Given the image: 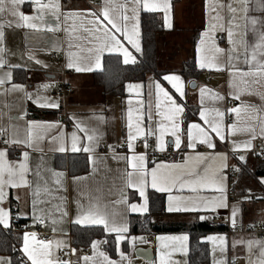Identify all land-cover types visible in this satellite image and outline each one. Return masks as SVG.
I'll use <instances>...</instances> for the list:
<instances>
[{
	"label": "crops",
	"instance_id": "crops-1",
	"mask_svg": "<svg viewBox=\"0 0 264 264\" xmlns=\"http://www.w3.org/2000/svg\"><path fill=\"white\" fill-rule=\"evenodd\" d=\"M42 3H59V21L52 14L51 10L44 11V18L39 23L38 29L27 27H17L20 23L18 17L11 15V9L6 4V10L0 13V24L3 25L4 39L2 45L4 52L0 53L9 65H18V67L9 69L7 65L0 70V75L4 71L12 72V80L3 86H0V128H7V138H16L27 141L31 139V147L26 144H5L0 149H8L6 157L7 162L15 164L17 167L24 161L23 152H28V171L25 173L27 185L12 187L5 184L3 188L4 200L2 207L10 211V226L5 230H12L13 227V208L15 207L16 216L32 224V230L22 232L13 231L22 235L18 252H22L24 232L36 233L35 238L29 237L31 246L39 247L41 241H51V259L57 264L60 259V252L73 246L71 228L77 216V202L87 205L90 200L99 201L107 204L111 211L118 214V223L126 225L128 231L124 235L126 239L117 243L116 233L107 232L105 237H98L95 240L106 241L94 250L90 244L87 247L90 259L85 261L82 256V264H107V260L117 262V264H129V259L136 256V250L140 247H149L147 240L152 238L155 241L154 259L150 264H189L190 239L185 233L151 234L141 232L131 233L130 217L133 214H147L150 212V191H156L165 195V213L154 216L159 222H195L201 220L203 215L206 220L212 217L219 218L222 223L232 222L231 210L236 206L239 211L236 217L235 225L245 227L252 222L255 209L252 204L257 201H242L236 204L229 203V192L237 188H250L257 194L261 192L264 196V183H261L260 176L254 177V172L259 157L255 154V148L264 144V135L260 134L261 125L264 124V78L253 76H242L240 72H248L250 65L243 59V48L238 50V54L232 53L231 45L227 38V32L224 30H213L211 25L218 23L213 19L216 12H212L213 6L225 5L223 8L217 7L223 23L227 27L229 17V3L239 7L236 0H171L172 27L165 25L164 13L162 11L154 12L159 15L163 23V31L156 38V56L157 68L160 73H150L145 80L129 81L125 84L123 95H106L104 91L92 83L93 71H76V68H69L67 65L71 61L79 67H94L91 59L92 53L89 49H96L102 43H105V37L102 32L96 30L93 23L94 17L90 12L99 13L105 0H41ZM114 5L123 4V0H112ZM260 0H249V16L264 20V11L258 5ZM20 11L26 15L36 14L35 6L26 0L20 6ZM140 13V37L142 51L136 52L127 39L117 34L121 39L123 46L132 53L138 62L143 54V35H142V13ZM69 13L79 15L69 16ZM131 13L129 12V15ZM238 16L241 14L238 13ZM241 25L243 20H239ZM49 27L55 28V31H49ZM260 28V25H257ZM243 32V27L239 30ZM135 38V37H134ZM248 44L255 42L251 31L247 33ZM222 49V52H216V48ZM199 49V51H198ZM107 54H118L122 61L123 56L120 52L105 51L102 57L104 65V56ZM61 58L58 59L56 56ZM31 57V59L29 58ZM39 60L42 63L38 64ZM190 60L195 62L196 68L200 71L195 77L187 78L182 69L184 64ZM215 65L212 68H201L200 62ZM133 64V63H129ZM219 68L220 70H217ZM237 69L240 71L238 72ZM213 77L210 78L209 74ZM175 75L181 78V86L184 95L176 92L172 82L164 79L165 76ZM195 82V85H191ZM157 83L168 92L172 100H169L163 92L157 88ZM12 84H22L26 86V91L33 94V99L25 98L21 91H11ZM62 84H68L73 87L63 98L54 96L56 89ZM139 85V87L129 88L128 85ZM43 85L50 87L44 88ZM9 89V91H5ZM201 89H204L201 94ZM239 96L237 100L235 97ZM56 101L58 108L41 107V104ZM179 104L183 111L174 114L173 102ZM240 107V115L229 111L232 108ZM216 110L224 113L223 118L216 116ZM205 112L207 120L219 122L221 124V134L224 135L223 141L211 132L209 125L205 124L201 118L200 112ZM63 115V119H59ZM172 119H169V117ZM232 116V119L229 117ZM23 117V119H16ZM255 117V119H253ZM28 121L38 122L32 128L31 137L28 136ZM178 122L181 126L182 144L180 149L175 148V137L169 131L165 136V150L173 146V154L168 160L155 156L152 160L147 159V153H160L158 150V137L160 135V126L171 129L173 122ZM200 124L202 128L208 130L211 139L215 143V148L210 149L205 144H201L200 138L196 139V148H187V129L193 124ZM79 124V128L77 125ZM131 124V129L129 128ZM235 124L237 131L233 134L231 125ZM139 126L144 134L138 136L132 141L133 149L128 148V135L136 133ZM255 127V139H252V133L240 131L246 127ZM88 129L87 134L81 129ZM151 132V135L149 134ZM196 136V129L192 130ZM73 134L77 138V148L83 149L94 145L93 153L84 151L73 152L72 142ZM88 135H93L94 140L89 141ZM152 137L154 142L147 143V147L142 143L143 137ZM251 140V149H244L243 143ZM235 141V145L233 144ZM240 145L241 147H236ZM111 146V147H110ZM64 147L66 151L60 152L59 148ZM235 149V150H234ZM164 150V151H165ZM84 153L87 156L92 155L97 160L96 170L93 171V165L89 162V170L85 174H70L67 169H59L55 164L56 155L69 156L72 154ZM203 153L206 158L197 160V155ZM227 155L228 167L223 170L227 177V202L228 208H219L213 211L197 212H169L168 196L182 197H204L211 200L218 197L220 193L214 188H198L192 192L189 187L181 188L179 184L171 191L159 192L151 187V177L149 174V185L145 189L147 196L146 212H131L123 205H114V201L120 199L119 189L121 187V176L125 169H131V157L133 155L145 154L146 167L150 170L160 166V172H187L195 167L201 175L205 169L209 174L221 166V159L217 154ZM18 154V156L16 155ZM240 156L245 160L241 161ZM178 165L180 167L173 168ZM238 168L234 177L227 173L228 168ZM257 180L253 186L242 185L240 178L246 176ZM60 174V175H58ZM75 177L83 179L74 180ZM7 179V177H5ZM191 177L185 176V180ZM235 180L233 184L231 180ZM38 193V194H37ZM128 196L129 203L141 205L144 198L140 196L135 188L128 189L125 193ZM137 199H132L134 195ZM36 201V217L43 220L38 224V220L33 218L32 202ZM67 210L68 215L63 216V211ZM55 221V223H53ZM80 226H101L89 224H77ZM103 227V226H101ZM187 236L186 241L171 239L172 237ZM208 237H224L226 244L224 251H221V242L219 239L210 240ZM135 238V240H133ZM163 238V239H162ZM211 248V264H228L230 258H233V245L235 242H245L246 251L249 252L247 242L253 241L251 251L247 254V264H257L261 255V247L264 245V239L257 236H250L241 231L229 233H214L203 237ZM58 241L66 242L65 245L57 248ZM230 241V242H229ZM260 242V243H256ZM233 244V245H231ZM244 246V247H245ZM78 249V248H77ZM82 249V248H81ZM80 249V250H81ZM103 253L104 255H100ZM123 253V256L121 255ZM22 254L27 259L26 255ZM107 257V260L105 259ZM0 257L9 258L11 255L0 254ZM22 263V262H21ZM24 264V263H23ZM31 264V261H27Z\"/></svg>",
	"mask_w": 264,
	"mask_h": 264
},
{
	"label": "snow or ice",
	"instance_id": "snow-or-ice-1",
	"mask_svg": "<svg viewBox=\"0 0 264 264\" xmlns=\"http://www.w3.org/2000/svg\"><path fill=\"white\" fill-rule=\"evenodd\" d=\"M26 0H0V13H3L6 10V4L11 9V15L18 17L20 23H18L17 27H27L30 29H38L39 23L44 18V11L51 10L52 14L56 17L57 21H59V3L49 2L47 4L42 3L41 0H30V2L35 6L36 14L34 15H26L24 12L20 11L19 8L23 5ZM236 3L239 7L233 6L232 3H229L226 7L228 8L229 17L227 21V27L223 23H219L222 19L219 12H217V7L223 8L225 5L213 6L211 8L212 12H216V15L213 17L215 21L218 23H214L211 25L213 30L219 29L227 32V38L231 45H233L230 50L232 53L238 54V50L243 48V59L246 64L250 65V69L248 72H240L242 76H253L258 75L264 78V20H260L256 17L249 16V0H236ZM258 7L264 11V0H260ZM141 11L154 13L162 11L164 15L165 25L168 28L172 27L171 23V12H172V3L171 0H126L123 4L114 5L112 0H105L104 5L102 6L99 13L90 12L89 14L93 16L95 19L93 23L96 25V30L102 32L106 42L102 43L96 49H89V52L92 53L91 59L94 62V67H79L71 61L68 63L69 68H76V71H93L100 70L103 71L102 65V57L104 52L107 50L109 52H120L123 56V62L125 64L136 63L135 57L127 48L123 46L121 39L118 38L117 34L127 39L128 43L133 46L136 52H141V44L139 42L140 37V13ZM129 12L131 13L129 15ZM241 15L238 16L237 14ZM69 16L79 15L75 13H69ZM239 20H243L244 24L241 25ZM260 25V28L257 25ZM243 27V32L239 31ZM3 25L0 24V45H2L4 39ZM49 31H55V28L49 27ZM251 31L254 35L255 42L251 45L248 44L247 41V33ZM135 37V38H134ZM199 51V49H198ZM216 52H222V49L218 47L215 49ZM3 47H0V53H3ZM31 59V57H29ZM36 63L40 64L41 61L37 60ZM9 69L18 67V65H9L7 61L4 59L3 55H0V70H3L5 66ZM201 68H212L215 65L212 63H206L204 60H201L200 65ZM217 70H220L217 68ZM239 72L240 70L237 69ZM165 80L172 82L173 87L176 92L181 96L184 95L183 88L181 86V78L175 75H169L164 77ZM12 80V72L4 71L2 75H0V86H3L7 83H10ZM42 87L47 88L49 85H43ZM129 88L139 87V85H128ZM157 88L160 92L172 100L171 96H169L168 92H166L160 85L157 83ZM5 91H9V89H5ZM11 91H21L24 93V96L28 100L33 99V94L26 91V86L22 84H12ZM204 89H201V94H203ZM237 100L239 96L235 97ZM174 105V114L181 113L183 108L176 104L175 101H172ZM41 107L47 108H58L59 103L56 101L50 103H44L40 105ZM229 111L234 112L237 116L240 115L241 109L240 107L232 108ZM200 116L204 119L205 124L209 125L211 132H214L221 141L225 139L224 135L221 134V124L219 122H212L206 119L205 112L201 111ZM216 116L223 118L224 113L216 110ZM16 119H23V117H16ZM169 119H172L170 116ZM255 119V117H253ZM36 121H28L29 129L28 136L32 135V128L37 125ZM79 128V124L77 125ZM233 134L238 130L236 125L233 124L230 126ZM129 128L131 129V124H129ZM196 129V136L193 135L192 130ZM86 134L88 129H81ZM240 131L250 132L252 133V139H255L256 129L255 127H246L244 129H239ZM171 132V135L175 137V148L180 149L182 144L181 139V126L178 122H173L171 125V129L165 128L163 125L160 126V135L158 137L157 148L160 151L165 150V140L164 136ZM8 133L7 128H0V138H2V142L4 144H26L31 147V139L24 141L16 138H4ZM144 134L143 129L139 126L136 128V133L132 134L129 132L128 135V148L133 149L132 141L136 140L138 136ZM151 135V132L149 133ZM260 134L264 135V124L261 125ZM200 138V143L205 144L208 148L214 149L215 143L211 139L208 130L201 127L200 124L193 123L187 129V143L185 147L187 148H196V139ZM87 139L91 142L94 140L93 135H88ZM235 145V141H233ZM111 147V146H110ZM145 147H147V141H145ZM236 147H241L240 145H236ZM242 147L244 149H251L252 144L251 140H248L243 143ZM94 145H90L88 147H84L83 149L77 148V138L75 134H73V142H72V151H84L86 153L94 152ZM235 150V149H234ZM60 152L66 151L64 147L59 148ZM8 154V149H0V205L4 200V192L3 188L5 184H8L12 187H20L21 185H27L28 181L25 180V173H27L28 169V152H23L24 161L20 162L18 167L15 164H11L7 162L6 157ZM260 155H264V152L259 153ZM221 159V166L209 174L208 170L205 169L204 174L201 175L196 171V168L193 167L187 172L173 173V172H160L158 169L160 166L154 167L150 170L146 167V156L145 154L133 155L131 157V169L132 171L124 170L121 176V187L119 189L120 199L114 201V205H123L126 206L128 210L131 212H146L147 211V196L145 194V189L149 185V174L151 177V187L156 189L159 192H168L171 193L172 189L176 187L177 184L180 185L181 188L189 187L192 192H196L198 188H214L216 191L220 193L218 197H213L211 200H208L204 197H182V196H168V211L169 212H197V211H213L215 212L219 208H228L227 202V188H226V180L227 177L224 175L223 170L228 167L227 164V155L224 153L217 154ZM201 158H206L203 153L197 155V160ZM239 159L241 161L245 160L244 156H240ZM91 162L93 165V171L96 170L97 160L93 158L92 155H89L86 163ZM173 168H178L180 166L174 165ZM234 171H240L238 168H234ZM60 175V174H58ZM185 176L191 177V179L185 180ZM7 177V179L5 178ZM83 179L81 177H75L74 180ZM261 183H264V178L261 179ZM135 188L139 191L141 197L144 198V202L141 205H137L135 203H129L128 196L125 194L128 189ZM38 194V193H37ZM33 209V218L38 220L39 223H43V220L39 217H36V201L32 202ZM239 209L236 206L232 207L231 216L233 225L236 223V217ZM63 216H67V210L63 211ZM11 214L10 211L0 206V224H2L5 228L10 226ZM201 220L206 219L205 216L200 217ZM55 223V221H53ZM76 224H89V225H101L103 226V231L107 232H115L116 233V241L119 243L120 241L126 239L124 235L127 233L128 229L126 225L118 223V214L114 211L110 210L109 205L103 204L96 199L95 201L90 200L87 205L80 204L77 202V216L74 221ZM36 233L32 232H24L23 234V248L22 252L26 255L27 261H31V264H54V260L49 258L51 257V241H41L39 243V247H34L30 245L29 237L35 238ZM163 239V238H162ZM171 239L186 241L188 239L187 236L180 237H172ZM210 240L219 239L221 242V251H224V246L226 244V239L224 237H208ZM135 240V238H133ZM103 240H93L91 242L92 248L94 250H98V246L100 244L105 243ZM66 242L58 241L56 243V247L59 248L65 245ZM260 243V242H256ZM249 251H251V247L253 241L247 242ZM71 252L75 254L76 249H71ZM100 255H104L100 253ZM123 256V253L121 254ZM85 261H88L90 257H83ZM107 260V257L105 256ZM27 261L24 264H27ZM0 264H11V260L9 258L0 257ZM57 264H70L69 261H58ZM107 264H117V262L107 260ZM163 264V261H162ZM257 264H264V245L261 247V255L258 258Z\"/></svg>",
	"mask_w": 264,
	"mask_h": 264
},
{
	"label": "trees",
	"instance_id": "trees-1",
	"mask_svg": "<svg viewBox=\"0 0 264 264\" xmlns=\"http://www.w3.org/2000/svg\"><path fill=\"white\" fill-rule=\"evenodd\" d=\"M164 29L159 15L155 13H142V35L143 54L140 60L134 64H125L120 55L107 54L104 56L103 71L93 73L92 83L100 88L106 95H123L125 84L129 81L145 80L150 73H160L157 68L156 38ZM182 73L187 77H195L200 71L196 68L195 62L190 60L184 64ZM259 157L254 177L258 179L264 175V157ZM88 156L84 153L72 154L69 156L56 155L55 164L59 169H67L70 174H85L89 170ZM245 177L240 178L242 185L253 186L257 180L250 179L245 173ZM132 199H137L135 194ZM150 212L147 214H133L130 217L131 233L137 234L148 232L154 235L168 233H185L189 235V264H211V248L203 237L208 234L223 233L228 231V226L219 225L212 227L208 220H197L195 222H159L154 219L155 215L165 213V195L156 191H150ZM13 217L16 225L22 227L25 220L19 219L13 208ZM101 226H80L74 224L72 231V244L81 249L91 244L98 237H105L108 234L102 230ZM19 232H22L20 230ZM22 239L21 234L12 230H5L0 227V254L11 255L13 264H23L19 258V252L14 249L19 246Z\"/></svg>",
	"mask_w": 264,
	"mask_h": 264
},
{
	"label": "built area",
	"instance_id": "built-area-1",
	"mask_svg": "<svg viewBox=\"0 0 264 264\" xmlns=\"http://www.w3.org/2000/svg\"><path fill=\"white\" fill-rule=\"evenodd\" d=\"M94 0H90V2H93ZM126 2V0H123ZM58 59H60L61 57L59 55L56 56ZM209 77L212 78L213 74L210 73ZM73 91V87L71 85L68 84H62L61 86H59L56 91L54 92V96H56L57 98H63L65 97L69 92ZM64 117L63 115H59V119L62 120ZM229 119H232V116L229 117ZM7 138V135L4 137ZM142 143L145 144V141H147V143L149 142H154V138L152 137H143L141 139ZM5 144L2 142V138H0V146H4ZM256 155H259L261 157H264V155H260L259 153L264 152V144H260L258 145L255 150H254ZM173 154V146H169V148L163 152L160 153H152V152H148L147 153V159L148 160H152L155 156H158L164 160H168L170 159V157ZM18 156V154H16ZM233 167L228 168L227 173L229 174V176L234 177L235 175V171L233 170ZM231 182L234 184L235 180H231ZM259 199V195L254 192L253 190H251L250 188H237V189H232L229 192V203L231 204H236L242 201H257ZM222 221L219 218L216 217H212L210 220H208V224L212 227H216L221 225ZM38 224H42L39 223ZM226 225L228 226V232L229 233H234V232H243L246 233L248 235H254L260 238L264 239V221H255L252 222L251 224L246 225L245 227H240L238 225H233L230 222H226ZM13 231H25V230H32V224L26 222V224L22 227H19L18 225H16L15 223V219L13 217V227H12ZM148 246L149 248H152L154 250L155 247V241L152 238H149L147 240ZM14 249L18 250V246H15ZM71 249H76L75 254H73L71 252ZM88 249L87 248H82L77 249L76 247L72 246L68 249L62 250L59 254L61 261H69L70 264H82L81 262V257L88 255ZM19 258L21 260L22 263H24L25 261H27V259L25 258V256L22 254V252L19 253ZM129 264H150V261H146L141 257L138 256H133L129 259ZM228 264H240L239 261L237 259L234 258H230L229 263Z\"/></svg>",
	"mask_w": 264,
	"mask_h": 264
},
{
	"label": "rangeland",
	"instance_id": "rangeland-1",
	"mask_svg": "<svg viewBox=\"0 0 264 264\" xmlns=\"http://www.w3.org/2000/svg\"><path fill=\"white\" fill-rule=\"evenodd\" d=\"M260 199L256 202L252 204V208L255 209V212L253 213V220L255 221H264V196H262L263 194L261 192H258ZM250 236H254V235H250ZM230 242V241H229ZM233 245V244H231ZM245 246V242L242 240L241 243L235 242L232 249V257L234 259H237L239 261L240 264H247V254H249V252L246 251V246Z\"/></svg>",
	"mask_w": 264,
	"mask_h": 264
},
{
	"label": "water",
	"instance_id": "water-1",
	"mask_svg": "<svg viewBox=\"0 0 264 264\" xmlns=\"http://www.w3.org/2000/svg\"><path fill=\"white\" fill-rule=\"evenodd\" d=\"M191 85H195V82H192ZM136 256L151 262L154 259V250L149 247H140L136 250Z\"/></svg>",
	"mask_w": 264,
	"mask_h": 264
}]
</instances>
